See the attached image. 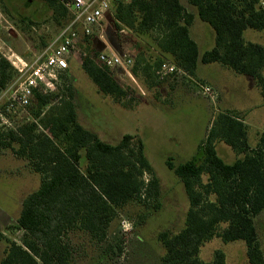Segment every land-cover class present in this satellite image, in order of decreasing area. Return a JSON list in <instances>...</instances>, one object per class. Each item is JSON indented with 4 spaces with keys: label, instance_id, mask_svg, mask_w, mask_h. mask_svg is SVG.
I'll list each match as a JSON object with an SVG mask.
<instances>
[{
    "label": "trees",
    "instance_id": "1",
    "mask_svg": "<svg viewBox=\"0 0 264 264\" xmlns=\"http://www.w3.org/2000/svg\"><path fill=\"white\" fill-rule=\"evenodd\" d=\"M42 1L67 17L59 0ZM184 4L186 8L181 0H128L113 5L110 20L116 31L149 37L145 46L137 48L131 75L148 86L157 80L155 71L165 61L191 77H196L199 63H216L251 78L264 102V46L242 38L246 29H264V10L255 0H184ZM195 17L214 33V46L201 55L189 36ZM91 37H82L81 43L85 39L88 44ZM86 50L80 61L83 73L101 95L121 101L123 85L110 69L95 62L98 53ZM9 70V63L0 59V87L10 77ZM69 77L67 70L51 93L35 92L32 122L15 132L0 133V148L26 159L41 178L39 188L23 200L16 219L22 239L19 244L6 240L0 264H75L70 236L80 232L91 242L102 243L117 208L140 198L143 189L148 195L156 188L155 182L147 186L141 179L148 164L141 144L138 151L132 147L133 136L125 134L110 144L77 122ZM61 95L66 98L57 101ZM55 101L58 113H52L53 107L51 116L43 118V110ZM216 142L241 157L224 162L216 153ZM166 164L180 180L189 207L178 232L158 234L163 249L160 264H226L219 250L210 262L199 257L201 247L214 238L223 243L243 241L248 264H264L254 223L264 210V134L250 148L246 126L236 117L218 113L203 145L201 163L190 159L177 166Z\"/></svg>",
    "mask_w": 264,
    "mask_h": 264
},
{
    "label": "rangeland",
    "instance_id": "2",
    "mask_svg": "<svg viewBox=\"0 0 264 264\" xmlns=\"http://www.w3.org/2000/svg\"><path fill=\"white\" fill-rule=\"evenodd\" d=\"M66 16L64 19L61 10L54 13L42 0H0V59L9 63L16 56L29 62L39 57L59 33L64 20L70 18L68 13ZM203 26L210 29L205 24ZM125 34L124 30L116 31L110 16H107L94 29L92 39L87 38L88 44L83 39L82 43L85 44L82 47L86 53L87 48L100 53L105 51L106 43L113 52H127L134 60L137 48L145 46L149 37ZM242 38L245 42L264 46V29H246ZM208 45L210 47L205 42L203 49H208ZM80 61L81 58L72 59L68 65L72 92L70 100L77 122L95 133L101 141L110 144L118 143L125 134L133 136L132 147L138 151V142L141 144V153L148 164L142 178L144 176L147 180V186L150 181L155 182L156 188H151L148 195L143 189L140 198L117 208L116 217L102 243H93L88 235L80 232L70 236L74 263L160 264L163 249L158 234L165 232L172 235L178 232L183 227L189 207L183 186L168 169L167 161L173 166L190 159L201 163L203 145L218 113H227L243 122L249 134L248 143L253 145L264 134V102L259 88L255 90L249 85L234 84V92L226 95V102L221 98L223 95L219 96L213 107L208 100L196 95L188 83L179 82L176 77L165 81L154 79L148 86L135 79L136 83L130 81L132 87L127 89L120 78L128 79L123 71L115 68L111 72L125 91L124 98L116 102L97 91L81 70ZM9 65L10 77L5 88L12 87L19 78ZM194 79L215 88L209 82ZM171 88H176L174 93H170ZM64 96H59L57 101L66 98ZM57 101L51 108L43 110V118L51 116L53 107L55 111L52 113H58L60 106L56 107ZM0 109L3 110V104H0ZM30 109L29 106L27 114L20 115L19 126L34 120ZM215 149L217 155L228 164L241 157L223 142H216ZM40 181V176L32 171L26 159L0 148V261L6 240L16 244L21 241L22 231L16 227L21 202L39 188ZM6 208L8 216L1 213ZM254 223L264 255V210L256 216ZM217 250L224 254L226 264H248L243 241L223 243L214 238L201 247L199 257L210 262Z\"/></svg>",
    "mask_w": 264,
    "mask_h": 264
},
{
    "label": "built area",
    "instance_id": "3",
    "mask_svg": "<svg viewBox=\"0 0 264 264\" xmlns=\"http://www.w3.org/2000/svg\"><path fill=\"white\" fill-rule=\"evenodd\" d=\"M128 0H59L62 7L70 15L66 25L60 29L52 43L42 54L29 62L15 56L9 63L19 75L17 82L10 88L0 87V128L2 133L15 132L19 126L20 115L27 114L35 92L51 93L60 86L62 75L68 70V61L86 57L87 53L81 45L82 37L93 36L94 29L102 21L111 16V9L116 3H125ZM257 6L264 10V0H255ZM95 62L102 67L120 69L124 74L130 73L133 58L127 52L115 53L100 52ZM158 81H165L176 77L179 82L188 83L194 93L208 100L213 107L218 102L217 90L206 83L188 76L175 64L165 61L155 71ZM6 85V84H5ZM145 175V174H144ZM144 183L147 180L144 179Z\"/></svg>",
    "mask_w": 264,
    "mask_h": 264
},
{
    "label": "crops",
    "instance_id": "4",
    "mask_svg": "<svg viewBox=\"0 0 264 264\" xmlns=\"http://www.w3.org/2000/svg\"><path fill=\"white\" fill-rule=\"evenodd\" d=\"M181 3L185 6L184 0H181ZM185 8H186V6H185ZM196 19H198V18L195 17L191 26H190L189 36L197 44V47L199 50V55H201L203 52L212 49V47L214 46V33H213L211 28L210 29L206 28L205 26H203L204 23H202L199 19L198 20L201 23L197 22ZM205 42L210 44V47H209V45L207 47L208 49H203ZM104 50H105V52H109V51L113 52V50L110 48V46L106 43H105ZM74 60H76V59L74 58ZM125 76L128 80H123L122 78H120V81L123 82V85L125 87L130 89L132 87L131 82L136 83V80L133 76H129L126 74H125ZM196 78L211 83L217 89L219 96L223 95L221 98L224 99L223 100L224 102H226L225 101L226 95L234 92V90H232L234 84H235V86L238 85L239 83L243 84V85L245 84L247 86L249 85L252 89L257 90V86L255 85V83L252 79L249 80L247 78L241 77V76L236 75L234 73L232 74V72H230L228 69H226V68H224L221 65L216 64V63H212V64H208V65H202L199 63L197 65V69H196ZM166 83H171V82L166 81ZM169 90H170V93L171 92L174 93V90H176V88L175 89L171 88ZM224 110L227 111L228 109H224ZM246 133H247V131H246ZM248 139H249V134L247 135V143H248ZM258 140H259V137H258ZM258 140L253 145H250L248 143V146H250V148H254L257 145ZM22 202H21V204H22ZM20 210H19V213H20ZM7 212H8L7 208L1 210V213L4 216H8Z\"/></svg>",
    "mask_w": 264,
    "mask_h": 264
}]
</instances>
